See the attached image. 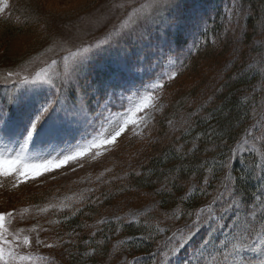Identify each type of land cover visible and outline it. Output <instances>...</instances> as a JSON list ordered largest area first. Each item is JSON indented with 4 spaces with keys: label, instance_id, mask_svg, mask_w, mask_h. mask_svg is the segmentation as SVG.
I'll return each instance as SVG.
<instances>
[{
    "label": "rangeland",
    "instance_id": "374dc122",
    "mask_svg": "<svg viewBox=\"0 0 264 264\" xmlns=\"http://www.w3.org/2000/svg\"><path fill=\"white\" fill-rule=\"evenodd\" d=\"M217 1L171 0L169 6L160 10L151 7L153 0L35 1L40 13L44 14L35 17V25L27 27L29 29L20 28L7 48H9V52L16 55L11 60L22 61L28 56L24 55L26 48L34 43L35 31L45 32L50 47L28 62L18 63L14 67L0 70V109H4V111L11 109L9 116L13 118L26 112L34 113L46 99H53L57 93L54 88L46 84H26L23 82V77L27 76L31 79L37 72L47 68L53 76L54 83L59 84L61 82L59 77L64 73L65 58H68L71 70L80 60V57L73 59V53L80 52L81 57L86 58L74 75L83 86L84 92L82 93L81 88L75 86L73 91L76 96L87 93L89 111L86 121L83 119L78 122L65 120L58 133L44 138L34 137L24 153L27 162L37 164L55 159L59 163V160L63 159L65 155L83 150L85 145L93 139L110 137L123 124L124 119L129 118L131 115L129 109L138 104L144 96L152 95L151 103L154 106L137 113L138 123L136 125L129 124L127 127L132 135L138 134L167 103L171 91H174V86L184 85L182 87L184 91L189 90L202 78L199 73L206 72L208 76L212 74L220 77L223 69L230 68L232 58H227L225 64L223 63L225 68H219L221 66L212 68L213 62H202L198 74L194 76L190 74L193 69L190 67L171 88L164 92L165 85L174 79H170L172 74L175 73L176 76L177 72L183 68V64L200 41L203 30L208 27L207 21L211 15L210 12ZM75 12L78 14L72 16L76 14ZM2 14L0 13V16ZM50 14L54 17L53 19ZM247 14L249 13L247 12ZM129 17L132 19L128 28L121 31V25L128 21ZM239 27L241 28V25ZM141 34L146 38L138 39ZM235 35V42L232 46L233 53L237 49H239L237 52L242 49L238 48L241 32H237ZM254 43L258 45L259 40L256 39ZM83 48H89L90 51L83 53ZM53 60L56 61L55 65L52 64ZM121 63L128 64L131 69L123 74L126 80L124 87L116 89L115 97L109 100L107 106L98 108L96 94L89 85L92 81H103L110 77L114 71L118 70ZM254 64V58L251 57L248 59L247 69L255 68L254 70H257L258 68ZM9 73L13 75L10 77ZM224 73L226 74V72ZM191 75L192 78H190ZM157 83L162 84L163 87H151ZM65 94L72 95L67 91ZM10 97L23 100L26 108L22 110L18 104H10ZM184 114L182 123L187 119ZM59 115L63 118L64 114L61 112ZM119 137L112 145H105L99 149L95 147L88 149L75 160H70L51 170H42L35 178L28 177L18 185L15 177H0V213H14L12 217L5 219L7 233H11V235H7V239L13 240L14 243L18 242L17 252L20 256L26 257L23 260L18 259L16 264H46L41 261L42 254L45 252L46 245L53 246V242L44 241L42 246L39 242V235H42V231L45 230L42 225L43 221L53 215L52 211L71 210L73 206L85 201L87 194L94 191L101 182L111 175L120 172L119 179L124 177L127 168L113 166L114 162L119 160V157H123V153L127 150V148H120L116 151ZM22 143L23 138L20 135L4 136L0 134V153L15 157L20 152ZM244 152L248 153V151ZM124 160L125 167H134L135 170L140 167L137 165L140 160L135 156H128ZM261 165H264V158L259 162L251 177L252 181L258 184L254 196L257 229L261 223H264V169ZM245 172L247 175L249 174V170H245ZM145 194L147 196L143 203L132 200V198L126 199L127 197L122 201L113 202V207L110 210L102 212L99 222L95 220L97 224L89 226L90 231L94 233L97 226L105 221L135 222L141 215L152 211L156 212L155 208L158 205L154 194L151 192ZM233 195L230 192L224 197H218V206L212 208L213 213L222 212L223 207L227 205ZM257 196L260 197L259 201L255 199ZM28 199L34 200L31 201L32 204L27 203ZM237 199L239 198L237 197ZM252 205L247 208L242 207L241 221L244 220L245 213L251 211ZM217 210L219 212H216ZM204 215H208V213L205 211ZM234 220V213L229 212L221 221L226 225L222 230L211 231L207 225H199L200 230L196 232L192 240L184 249L180 250L178 255L172 256L170 249L176 245L178 239L188 235L189 228L196 227L195 219L189 226L177 230L168 237L169 243L155 261L156 264H169V261L171 264H217V261L222 264V257L219 256V253L224 250L227 242H235L233 240L235 234L231 231V224ZM215 227L216 225L213 224L212 228L215 229ZM24 236L29 238V245L23 243ZM161 236L165 237L164 233ZM205 239H210L211 243L203 248L202 242ZM115 245H113V251ZM194 250H197L198 253L202 252V255H193ZM243 256L247 264L248 261L264 258V249L245 251ZM213 257H216V260ZM62 262L68 261L63 259ZM107 262V264H131L126 255L122 253L115 255L113 259L111 257Z\"/></svg>",
    "mask_w": 264,
    "mask_h": 264
},
{
    "label": "trees",
    "instance_id": "16d2710c",
    "mask_svg": "<svg viewBox=\"0 0 264 264\" xmlns=\"http://www.w3.org/2000/svg\"><path fill=\"white\" fill-rule=\"evenodd\" d=\"M35 1L10 0L0 16V70L28 62L50 47L45 32L35 31L34 43L24 53L26 60H11L16 55L7 48L20 28L35 25L34 18L44 14ZM216 4L194 52L164 92L188 68L193 67V76L198 74L202 62L225 68L223 63L232 58L230 68L223 69L220 77L199 73L202 78L189 90L174 86L167 103L138 134L126 129L116 151L127 150L113 164L127 168L124 177L113 174L71 210L52 211L41 223L45 229L43 237L39 235L41 246L53 242L44 248L42 262L107 264L122 253L131 264H156L168 237L189 226L201 210L218 206V197L231 192L243 199V208L254 204L258 184L251 177L264 158V0H218ZM237 32H241L238 48L242 49L233 53ZM251 57L257 70L247 69ZM128 156L137 157L140 167H125ZM149 192L157 199L156 212L135 222L105 221L94 233L90 231L89 226L99 222L113 202L127 197L143 203Z\"/></svg>",
    "mask_w": 264,
    "mask_h": 264
},
{
    "label": "snow or ice",
    "instance_id": "6c2138e0",
    "mask_svg": "<svg viewBox=\"0 0 264 264\" xmlns=\"http://www.w3.org/2000/svg\"><path fill=\"white\" fill-rule=\"evenodd\" d=\"M171 4V0H153L151 7L160 10ZM8 0H0V13H3L8 7ZM131 17L128 21H125L121 25V31L128 28V24L131 22ZM119 34V33H117ZM146 37L141 34L138 39L143 40ZM89 48H83V53H88ZM80 57V60L71 68L68 65V58H65L64 63V73L60 79V83H54L53 76L50 74V70L45 68L36 75L29 79V77L24 76L23 82L26 84L38 85L46 84L56 90L57 95L53 99H46L35 112H26L21 116L13 118L4 111L0 109V134L4 136L9 135H20L23 138V143L20 148V152L16 154L15 157L5 156L0 153V177H15L16 184L18 185L28 177L35 178L41 173L42 170H51L54 167H58L67 163L70 160H75L78 156L82 155L84 151L91 149L93 147L99 149L105 145H112L116 142L117 138L127 129L129 124L136 125L138 123L136 114L144 111L152 105L153 96H144L138 104L133 108L129 109L131 114L128 119H124L123 124H121L110 137L107 138H97L93 139L84 149L77 151L70 155H65L63 159L59 160V163L53 160H45L37 164H30L27 162V158L24 153L27 150V146L33 141L34 137L44 138L50 135H54L61 131V125L65 120H72L73 122H78L79 120H87V113L89 111V106L87 103V93L80 96H76L73 91L74 86L76 88H81L82 93L84 92L83 86L80 81L75 78V72L79 69L80 64L83 63L86 57H81L80 52L73 53V59ZM52 64L55 65L56 61L53 60ZM130 66L126 63H121L118 70L114 71L113 74L103 81H92L89 85L91 90L96 94V104L97 107H105L108 105L109 100L116 95V89L124 87L126 80L123 74L130 71ZM13 74L9 73L11 77ZM175 73L172 74L171 78H174ZM153 88H162L163 85L160 83L154 84ZM65 91L71 92L72 95H66ZM10 104H18L23 110L26 108L25 102L23 100H17L15 97L9 98ZM63 113V118L59 113ZM145 119V118H140ZM251 132H249V135ZM98 154V153H97ZM264 167V165H261ZM234 191V189H233ZM257 201L260 197L255 198ZM244 207L243 199H237L235 195L228 201L227 205L223 207L222 212L218 214L213 213V209L209 208L206 210H201L197 214L196 221L194 222L196 227L188 229V235L176 241V245L170 249L172 256L178 255L181 249L192 240L193 236L198 232L199 225H207L211 231L222 230L226 225L221 223L225 219V215L229 212H233L235 216L234 222L231 224V231L235 234L233 240L235 242L229 241L225 244L224 250L219 253L222 257V264H246L243 253L245 251H253L264 249V223L260 224L259 229H257L256 220V205L251 206V211L245 213L244 220H240V211ZM208 215H204V212ZM13 212L0 213V264H16V261L23 260L26 257L20 256L17 252L18 242L14 243L13 240L7 239V233L5 228L6 217H12ZM215 224V229L212 225ZM15 240V238H14ZM23 243L26 245L30 244V240L27 236L23 237ZM211 243L210 239H205L202 242L203 248H206L208 244ZM47 247H52V245H46ZM200 254L197 250H194L193 255ZM216 260V257H213ZM171 264V261H169ZM217 264H221L217 261ZM247 264H264V258H260L256 261H248Z\"/></svg>",
    "mask_w": 264,
    "mask_h": 264
}]
</instances>
